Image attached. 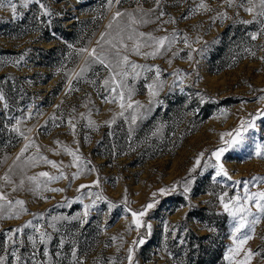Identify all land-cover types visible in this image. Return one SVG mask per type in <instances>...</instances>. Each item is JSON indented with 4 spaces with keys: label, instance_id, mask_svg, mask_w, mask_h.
Returning <instances> with one entry per match:
<instances>
[{
    "label": "rangeland",
    "instance_id": "374dc122",
    "mask_svg": "<svg viewBox=\"0 0 264 264\" xmlns=\"http://www.w3.org/2000/svg\"><path fill=\"white\" fill-rule=\"evenodd\" d=\"M205 2L211 11L195 10L200 0H161L150 16L154 23L133 25L157 37L173 32L178 37L170 51L155 58L133 55L130 47L121 50L132 62L158 66L164 82L155 98L161 103L149 105L145 85L152 82L155 71L142 72L135 81L129 78L135 88L133 99L144 105L137 112L143 116L135 124H131V110L125 112V120L117 115L121 111L117 104L104 102L107 93L101 82L108 72L102 65L93 64L82 78L71 77L85 64L87 54L79 49L95 48L99 52L96 42L101 40V33L109 34L105 40L111 39L118 26L127 24V16L113 21L115 12L136 14L138 7L155 8L154 0H139V4L136 0H113L111 7L108 0H40L50 16L43 15L35 2L25 6L24 0H12L17 5L15 13L7 3L0 6V94L4 96L0 101V177L7 174L11 179V183L0 179V193L13 202L24 201L26 209L19 216L5 213L0 219L4 264H13L14 249L21 257L18 264H128L127 250L139 238L135 226L129 227L131 212L141 211L153 200L159 203L142 218L146 225H152L151 235L146 227L139 230L146 243L135 249V264H230L224 256L233 246L232 220L220 206L218 196L227 192L228 198L243 197L245 181L249 182V192L264 190V180H252L264 178V157L255 155V145H264V116L255 121V129L245 133L243 143L229 148L221 157L230 180H213L215 169H204L203 164L212 152L227 147L221 142L222 133L232 132L242 119L264 113V100L260 99L264 96V18L253 20L238 6L240 0L233 7L223 0ZM244 4L247 6V0ZM161 10L165 15L157 20ZM221 12L227 13V18H219ZM169 19L175 23H164ZM110 22L112 28L107 27ZM252 33L257 34L255 40ZM185 37L191 47H185ZM125 42L131 46L126 36ZM104 48L110 45L104 44ZM174 52L178 55L173 56ZM190 52L192 60L188 59ZM174 72L180 75L182 84ZM113 116L116 121L109 127L105 122ZM17 118L23 136L12 131ZM88 119L95 122V127L88 126ZM70 120L75 131L69 126ZM24 136L33 143L17 160L20 149L29 142ZM65 147L81 157L83 171L77 179H72L78 169L69 166L73 156L64 151ZM200 153H204L200 167L189 173ZM41 156L56 162L68 177L47 185L63 191H46L43 183L36 189V183L28 179L38 177L43 182L47 178L39 177L40 172L59 174L40 160ZM97 179L99 186L77 191L81 184L92 185ZM189 179L191 191L185 199L183 185ZM173 185L175 192L159 195L160 188ZM89 192L105 200H96ZM153 193L157 195L153 197ZM77 197L83 204L96 200L83 224V204ZM108 202L115 207L109 210ZM77 215L80 219H71ZM29 221L51 235L46 245L39 243V235L31 227L14 231ZM30 235L36 239L35 248L28 239ZM261 237L264 220L244 245L245 250L261 252L251 264H264ZM241 259L243 253L235 257L236 261Z\"/></svg>",
    "mask_w": 264,
    "mask_h": 264
},
{
    "label": "snow or ice",
    "instance_id": "6c2138e0",
    "mask_svg": "<svg viewBox=\"0 0 264 264\" xmlns=\"http://www.w3.org/2000/svg\"><path fill=\"white\" fill-rule=\"evenodd\" d=\"M39 3L40 8L42 9V14L45 16H50L51 13L46 8V6L43 3H40V0H24V5L27 6L28 3ZM116 3H119L120 0H115ZM136 2L139 4V0H136ZM4 3H7L12 12L15 13L17 5L15 3H12V0H0V6H2ZM113 3V0H108V5L111 7ZM155 8L150 9H143L142 7H138L135 10L134 14L133 12H120L117 11L113 15V21L116 20L117 17H123L127 16L128 22L124 27L118 26V31L116 32V36L112 37L111 39L105 40V36L109 35L108 33H101V40L104 41V44L110 45L109 49L104 48V44H101V40H98L96 43L100 47V51L97 52L95 48H92L89 50L88 48H81L78 51L80 53H86L85 56V64L80 67V70L78 72L73 73V77L71 78H82L86 72H88L93 64H100L102 65L108 72V76L103 79L101 82V87L103 90L107 93V95L104 96V102L109 104H117L118 107L121 109V111L117 114L118 116L125 117V112L128 110L132 111L131 114V124H135L141 116H143V113L140 114V116L137 115V112L140 108H144V105L140 104L139 101L133 99V95L135 93L134 86L129 84V78L131 80L135 81L138 79L142 72H152L155 71V76L152 79L151 83H148L145 85V87L148 89V95L150 97L149 99V105L153 103H161L160 101H157L155 98L158 97L159 92L163 90L164 82L161 80V71L158 66H152L149 67L147 65H141L137 64L135 62L130 61L128 55H122L121 50H128L130 47V52L133 55L137 56H143L145 59L148 57L155 58L157 56L163 55L166 52L170 51L172 48V45H174L177 42V34L173 32L170 35L165 36H154L152 33H145L140 32L137 30V28L133 27V25H146L149 23H154V21L150 18L152 14L156 12V9L160 7L161 0H154ZM223 3L227 5L228 7H233L234 5H237V0H223ZM239 7H243L244 10L253 16V20H255L257 17L264 18V0H247V6L244 4V0H240V3L238 4ZM196 11H211L210 7L207 5L205 0H200V3L197 5ZM165 13L161 10L159 12V15L156 16V19L159 20L160 17L164 16ZM219 18H227V13L221 12L218 14ZM215 19V18H213ZM252 21H242V23H251ZM164 23H175L174 19H169L167 21H164ZM108 28H112V23L110 22L107 26ZM261 31H264V25H262ZM125 36L127 41L131 42V46H129L128 43L125 42ZM257 38L256 33L251 34V39L255 40ZM115 41V42H114ZM184 44L185 47H191V45L188 43L187 38H184ZM150 49V51H142V49ZM114 49L115 51H112ZM193 52L198 51L197 49H192ZM202 51V50H200ZM178 55V53H173V56ZM252 55H255L252 53ZM90 58V60H89ZM192 53L190 52L188 54V59L192 60ZM262 60H264V57H261ZM169 64H171V60L168 61ZM131 69V71H129ZM140 70V71H138ZM174 76L177 77V79L181 80V84L183 83L182 78L180 75L176 72L173 73ZM70 78V82H71ZM89 83H92L93 85L96 84V81H89ZM175 83V81L173 82ZM181 91H183V88H181ZM261 91H264V89H261ZM202 102H203V98ZM261 100H264V96L260 97ZM4 100V96L0 94V101ZM135 106V107H134ZM5 108H7V104L4 105ZM150 111L151 109H147ZM91 113L89 112V116ZM81 116L83 117L84 114L81 113ZM264 116V113H260L258 116H253L250 120H244L242 119L240 121V125L234 129L232 132H225L221 134V142L227 147H221L215 150L211 153V156L204 161L203 167L204 169L207 168H214L215 169V175L213 176V180L216 179V177H227V179H231V176L228 175L227 170L225 169L223 163H221V157L223 154L228 151L229 148L235 147L241 143H243L245 139V133H247L250 129L256 128L255 121L260 117ZM128 118L125 117V120ZM116 121V116H113V118L109 121H106L105 123L111 127L112 124H114ZM21 123V120L19 118L16 119V125L12 127V131L16 132L17 134L23 136L24 134L20 131V128L17 126ZM70 128L75 131V125L69 121ZM88 126L95 127V122L91 119H88ZM31 131V129H29ZM131 132V128H130ZM225 137H229L230 139L225 140ZM24 139L26 141H29L28 143H25L24 147L20 149V153L17 155L16 159L19 160L20 156L23 155L24 152L27 151L29 147L32 146V143L29 140V137L24 136ZM59 143V142H57ZM64 151L70 155L73 156V163L69 165L70 167H76L78 169L77 172L72 174V179H77L80 175V173L83 171V169L80 167V164L82 163L81 157L77 155L76 152L71 151L67 147L64 148ZM37 152H39V148L37 147ZM78 152V149H77ZM58 154V153H57ZM255 155L257 157H264V145L256 144L255 145ZM204 153H200L195 160V163L191 169H189V173L195 172L198 167L201 165V159L203 158ZM44 163L51 165L53 168H56L58 171V175H50L48 172H40L38 174L39 177H45L47 178L45 181L40 182L38 180V177H28L30 181H33L36 183V189H39L41 186V183L44 184V188L46 191H52V192H58L63 191V189H57V188H48L47 185L53 181L60 180V179H67L68 177L65 175V173L60 170V166L57 165L56 162L48 160L46 157L41 156L39 158ZM215 160V163H212V160ZM29 160L35 161V157H29ZM91 171H95V169H91ZM0 179L4 180L6 183H11L10 177L5 174V176L0 177ZM194 179V177H193ZM253 181L258 180H264V178H257L253 177ZM237 184H240V181L236 182ZM244 183V195L243 197L240 196H232L231 198H228V193L224 192L223 194H220L218 196L220 206L223 208V211L228 214V216L232 220V228H231V234L230 238L232 240V247H229L224 259L229 261L230 264H233V261L235 264H251V260L255 256H260L261 252H254L251 248H248L247 250L244 249V245L248 243V241L252 240L256 231V226L261 223L262 220H264V190L262 191H256V192H249L247 191L248 187V181L243 182ZM191 184L192 179L186 180L183 185V192L185 194V199H188L187 193L191 191ZM23 185V181H21V186ZM92 186H99V180L93 181L92 185H84L81 184L80 188L77 189L79 192L80 189L83 188H90ZM36 189H32L35 191ZM15 190V189H13ZM176 191V185H173L171 188H160L158 190L160 196H167L171 193ZM89 196L95 195L96 200H105L104 197L100 196L98 193L94 194L89 192ZM153 197L157 195V193L152 194ZM77 200H79L83 204V200L81 197H77ZM96 200H93L91 204H83V220H81V224L87 222V217L89 215V212L92 208L96 206ZM126 202V201H125ZM69 204L72 202L69 201ZM159 203L157 200H153L152 202L144 205L141 211L139 212H131L132 221L130 228L134 225L135 229L138 233L139 238L137 240H133L132 245L135 246H129L128 248V255H127V262L128 264H135V249L139 248L141 245H144L146 243V240L144 236L139 235V230L141 228H147L148 229V235H151V224H145L143 221V217L148 213L150 209H153L156 204ZM115 205H113L111 202H108V208L111 210ZM26 211L24 209V201L22 200H16L15 202L9 200L7 196L4 193H0V219L4 218L5 213L9 217L12 216H19L21 212ZM125 211H131L130 209L125 208ZM58 219H67V217H53V220ZM71 219H80V216H73ZM33 228L34 232L39 235V243L42 245H46L48 241L52 239L51 235L47 232L41 231V227L39 225H33L31 221H29L27 224L23 225L22 228L15 229V232H22L24 228ZM50 227L55 228V224H51ZM165 231H168V226L165 224ZM209 231H215V229H209ZM9 239L11 240L12 237L9 235ZM29 241H31L33 247L36 246V239L34 236L28 237ZM113 240L116 239V237H112ZM262 240H264V237H261ZM64 241L61 240L60 244L63 246ZM241 253H243V259L236 261L235 257L240 256ZM59 255V253H57ZM12 256L14 257L13 264H18V262L21 260V257L17 255V251L14 249L12 251ZM33 256H35V253H33ZM44 256H49L47 248L44 250ZM73 259L76 258V251L73 249L72 252ZM5 257L0 256V264H4ZM35 264V261H34ZM79 264H83V261H79Z\"/></svg>",
    "mask_w": 264,
    "mask_h": 264
}]
</instances>
